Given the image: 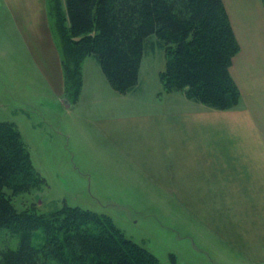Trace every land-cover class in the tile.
Returning <instances> with one entry per match:
<instances>
[{
	"label": "rangeland",
	"instance_id": "374dc122",
	"mask_svg": "<svg viewBox=\"0 0 264 264\" xmlns=\"http://www.w3.org/2000/svg\"><path fill=\"white\" fill-rule=\"evenodd\" d=\"M5 20L0 14V122L17 125L35 171L45 180L40 187L19 194L4 189L19 211L51 215L69 206L106 214L157 264H264L260 259L246 263L237 251L218 244L205 219L196 215V205L191 209L162 190L145 186L144 179H134L133 164L106 135L111 121L192 101L185 90L164 89L161 73L166 70L167 55L155 35L147 41L139 83L127 94L109 84L93 57L68 60L71 69L76 67L74 77L81 73L77 78L82 87L76 88L77 98L72 90L66 91L64 104L19 36L2 27ZM239 92L241 107L246 100L240 88ZM45 242L44 231L36 230L32 244L40 248ZM18 244V235L0 229V252Z\"/></svg>",
	"mask_w": 264,
	"mask_h": 264
},
{
	"label": "trees",
	"instance_id": "16d2710c",
	"mask_svg": "<svg viewBox=\"0 0 264 264\" xmlns=\"http://www.w3.org/2000/svg\"><path fill=\"white\" fill-rule=\"evenodd\" d=\"M48 4L60 39L66 91L72 90L75 98L81 73L74 77L76 67L71 69L68 60L93 57L109 84L127 94L139 83L146 44L155 35L167 55L161 73L166 91L185 90L192 101L213 110L239 106L241 95L230 68L240 46L223 0H48ZM43 183L17 125L0 122V229L19 238L17 248L0 252V264H157L106 214L69 206L51 215L19 211L4 190L19 194ZM39 229L46 235L40 248L32 244Z\"/></svg>",
	"mask_w": 264,
	"mask_h": 264
},
{
	"label": "crops",
	"instance_id": "0c3cea01",
	"mask_svg": "<svg viewBox=\"0 0 264 264\" xmlns=\"http://www.w3.org/2000/svg\"><path fill=\"white\" fill-rule=\"evenodd\" d=\"M223 2L240 45L230 72L246 104L218 111L187 100L176 103L181 110L172 103L169 110L111 121L105 132L133 164L134 179L196 205L217 243L250 263L264 260V3ZM0 14L2 27L14 30L67 104L48 0H0Z\"/></svg>",
	"mask_w": 264,
	"mask_h": 264
}]
</instances>
